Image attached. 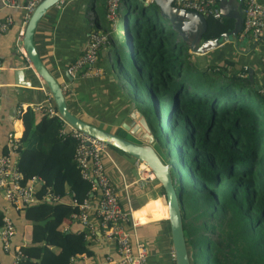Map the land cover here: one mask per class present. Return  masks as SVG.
<instances>
[{
	"label": "trees",
	"instance_id": "trees-1",
	"mask_svg": "<svg viewBox=\"0 0 264 264\" xmlns=\"http://www.w3.org/2000/svg\"><path fill=\"white\" fill-rule=\"evenodd\" d=\"M150 8L155 10L153 3L137 9L130 0L119 1L116 29L108 36L114 40L109 46L113 54L110 68L143 107L148 121L151 114L148 106L139 103L140 94L148 95L156 113L160 108L164 111L155 134L176 170L172 177L180 192L190 263L264 264V90L256 88L248 70L237 73L225 64L192 63L188 44L164 33L168 21ZM133 12L136 18L129 23L128 15ZM120 19L124 20L125 39L118 37ZM206 23L207 39L234 28V21L225 17L221 22L206 17ZM130 57L133 68L129 71ZM17 117L24 127L13 151L22 171L21 185L32 178L41 181L35 201L18 209L32 227L30 244L19 249V264H65L70 253L86 252V235L67 233L64 221L79 213L73 202L90 200L94 193L73 159L75 140L61 135L60 118L42 114L36 123L30 110ZM170 140L177 149L180 175L174 149H167ZM26 150L38 155L23 171ZM8 153L6 145L1 154ZM47 191L59 200L47 201ZM68 194L71 203H62ZM3 218L0 213V225Z\"/></svg>",
	"mask_w": 264,
	"mask_h": 264
},
{
	"label": "crops",
	"instance_id": "crops-1",
	"mask_svg": "<svg viewBox=\"0 0 264 264\" xmlns=\"http://www.w3.org/2000/svg\"><path fill=\"white\" fill-rule=\"evenodd\" d=\"M26 1L18 0L20 4ZM107 1L60 0L38 22L33 35L35 50L42 64L61 88L65 87L67 108L73 115L97 128L134 141V137L129 134L125 126L133 123L131 116L136 109L145 117L155 138V152L164 163H168V158L158 144L151 124L148 123L132 92L126 89L112 67L110 68L113 54L109 51V46L112 42L114 45L113 39H108L98 52L101 75L78 77L66 72L68 66L86 50L92 31H100L107 36L114 33L117 23L113 29L111 20L114 19L106 13ZM6 16L11 17L12 25L5 33H0V87L13 88L14 99L18 104V116L21 111L30 110L34 122L37 123L41 120L43 111H38L36 108L45 107L50 94L31 67L24 50L21 51L18 45L23 11L3 6L0 8V19ZM174 39L176 42L181 41L177 36H174ZM204 39L207 38L203 37L199 45ZM188 54L190 61L197 65L225 64L229 71L237 73L247 67L248 72L249 70L252 72L255 86L264 89V70L261 66L264 39L255 42L250 38L240 39L238 36L223 38L216 47L201 54L191 53L188 47ZM23 62L27 65L23 69V77L19 79L29 82L30 86L27 87L13 84L14 75L21 72L22 69L18 67L22 66ZM23 131L24 127L19 117L12 122L10 131L0 122V153L9 142H19L23 137ZM37 155L38 152L35 150L23 152L21 163L23 171L27 170L28 165ZM14 161L18 164L16 154ZM102 162L105 173L117 193L121 208L131 217V220L123 224L124 228L131 236L134 235L137 246L146 249L147 255L141 264H175L162 185L143 163L115 148L106 146L102 153ZM38 188V186L34 188V200ZM98 199V193L91 194L89 227H84L76 217L64 221L63 230L67 233L84 232L86 235V252L70 253L65 264H115L116 245L112 240L103 237L101 230H98V219L95 214ZM61 202L71 203L70 195L68 194ZM0 213L15 227L12 247L20 249L29 245L31 223L27 221L23 211L16 210L4 200L2 192H0ZM132 249L133 254L137 255V248L132 247ZM12 262V252H4L0 244V264H12Z\"/></svg>",
	"mask_w": 264,
	"mask_h": 264
},
{
	"label": "built area",
	"instance_id": "built-area-1",
	"mask_svg": "<svg viewBox=\"0 0 264 264\" xmlns=\"http://www.w3.org/2000/svg\"><path fill=\"white\" fill-rule=\"evenodd\" d=\"M4 7L21 9L23 11L22 26L18 33V45L22 51V36L27 21L42 0H27L20 4L18 0H0ZM120 0L107 1L108 16L113 17L116 13ZM144 5L152 3V0H142ZM174 6L193 11L204 17H212L221 22L223 16L220 13L217 0H173ZM243 27L238 34L240 39L250 38L253 41L264 39V0H243ZM12 25L11 17L6 16L0 19V33H5ZM108 36L100 31H92L86 50L71 65L66 72L69 75L78 77L99 76L102 71L98 65V52L105 46ZM261 66L264 70V55L261 57ZM247 70V67H244ZM63 92L65 87L62 88ZM264 90V89H263ZM43 111L47 116H57L51 96L46 101L45 107L36 108ZM63 122L61 135L68 134L76 142L73 159L80 170L81 177L90 184L92 193H98V205L95 209L96 218L100 224L103 237L112 240L116 245L117 259L115 264H141L144 262L147 252L142 246H137V255L133 254L131 236L123 224L131 217L126 213L118 202L117 193L105 173L102 153L106 145L91 138L90 136L77 131L67 123ZM16 142H9L10 153H0V192L4 200L13 208L18 210L22 206L32 204L34 200V188L41 182L32 178L26 186L21 185L22 171L14 161V145ZM44 198L49 202L59 200V197L49 191ZM78 206L79 213L74 216L84 227H89L88 212L91 209L90 201L84 200L81 203L73 202ZM15 234V227L12 222L3 218L0 225V244L4 252H12V264H19L22 254L19 248L12 247V239ZM173 256V255H172Z\"/></svg>",
	"mask_w": 264,
	"mask_h": 264
},
{
	"label": "water",
	"instance_id": "water-1",
	"mask_svg": "<svg viewBox=\"0 0 264 264\" xmlns=\"http://www.w3.org/2000/svg\"><path fill=\"white\" fill-rule=\"evenodd\" d=\"M59 1L60 0H42L31 13L25 26L21 42L27 60L46 86L58 116L65 123L106 146L115 148L134 158L136 161L143 163L159 181L163 187L166 198L167 219L170 227L174 262L175 264H191L186 247L179 207L180 192L176 193V181L172 177V171L176 173V170L173 167L174 164L172 162L164 163L155 152V138L151 133L143 114L135 109V112L131 116L133 123L130 126H125V129L129 134L134 137V141L126 140L113 133L84 122L68 110L65 94L60 84L40 61L34 47L33 35L40 19ZM219 1L218 7L221 15L225 18L232 19L234 21V28L232 31L224 33L219 37L204 39L201 45H199V42L203 39L207 28L206 18L203 15L178 8L174 6L173 0H152V3L155 6L154 14L158 15L160 18H165L168 21V25L165 28L168 30L169 34L179 37L183 42L188 44L191 53L201 54L216 47L223 38H236L243 27V0ZM2 7L3 4L0 1V8ZM132 14H134V12ZM26 65L27 63L23 62L22 66L18 67V69L22 70L14 75L13 84L15 86H30L29 82H24L19 79V77L21 78L23 75V69L26 68ZM248 73L249 79H252L251 70H249ZM256 88L258 89V87ZM17 116L18 104L14 99L13 88L10 86H1L0 122H2L8 128V131H10L12 122ZM97 222L98 230L100 231L99 221L97 220ZM131 243L132 247L136 249L137 243L134 235L131 236Z\"/></svg>",
	"mask_w": 264,
	"mask_h": 264
},
{
	"label": "rangeland",
	"instance_id": "rangeland-1",
	"mask_svg": "<svg viewBox=\"0 0 264 264\" xmlns=\"http://www.w3.org/2000/svg\"><path fill=\"white\" fill-rule=\"evenodd\" d=\"M130 4H132V6L133 7H137V9H141L142 8V6H143V2H142V0L140 1V0H130ZM123 9H124V11H123V16H124V13L126 12V9H125V7H123ZM150 10L151 11H153L154 12V10L153 9H151L150 8ZM150 11V12H151ZM150 12H149V14H150ZM128 18H129V23H133L134 22V20H135V15L134 14H132V13H130L129 15H128ZM113 19L114 20H111L112 21V23H113V25H112V28L114 29V27H115V24H116V19H117V14L115 13V15L113 16ZM118 20V19H117ZM168 25V24H167ZM118 26H119V31H118V37H120V38H124V29H125V27H124V20H119V23H118ZM118 28V27H117ZM166 33L168 34V31H166ZM125 39V38H124ZM123 44H125V51L126 52H128V45H127V42H125V40H123ZM115 63V62H114ZM129 64H130V66H129V71L131 70V68H133V61H132V59H131V57L129 58ZM133 90V89H132ZM147 94H140L139 95V98H140V104H143V105H145V106H148V109H149V112H150V119H151V121H148V123L149 124H151V127H152V129L154 130V132H156L155 130H156V123H157V120H158V117H160V118H163V116H164V111L160 108V110H159V112L158 113H156L154 110H153V107H152V104H150V102H149V100H148V98H147ZM142 108V112L146 115V117H148V114L147 113H145L144 112V109H143V107H141ZM156 113V114H155ZM166 120V119H165ZM164 122V121H163ZM166 133H168L167 132V130H166V132H164V135L166 134ZM156 135V134H155ZM177 146H179V145H177ZM167 149L168 150H173L174 149V143H173V140H170V142H169V145L167 146ZM176 149V148H175ZM174 149V155H175V166H176V168L178 169V174L180 175L181 174V170L179 169V165H178V158H177V149L175 150ZM178 179H179V176H178ZM179 191V189H176V193Z\"/></svg>",
	"mask_w": 264,
	"mask_h": 264
},
{
	"label": "clouds",
	"instance_id": "clouds-1",
	"mask_svg": "<svg viewBox=\"0 0 264 264\" xmlns=\"http://www.w3.org/2000/svg\"><path fill=\"white\" fill-rule=\"evenodd\" d=\"M219 3V2H218ZM206 18V17H205ZM176 194V193H175Z\"/></svg>",
	"mask_w": 264,
	"mask_h": 264
},
{
	"label": "bare ground",
	"instance_id": "bare-ground-1",
	"mask_svg": "<svg viewBox=\"0 0 264 264\" xmlns=\"http://www.w3.org/2000/svg\"><path fill=\"white\" fill-rule=\"evenodd\" d=\"M118 22V21H117ZM165 161V160H164Z\"/></svg>",
	"mask_w": 264,
	"mask_h": 264
}]
</instances>
